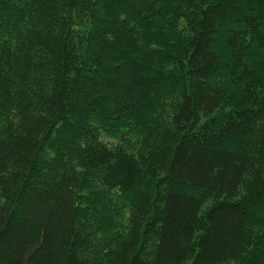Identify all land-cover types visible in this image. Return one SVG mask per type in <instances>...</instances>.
Masks as SVG:
<instances>
[{
    "label": "trees",
    "instance_id": "trees-1",
    "mask_svg": "<svg viewBox=\"0 0 264 264\" xmlns=\"http://www.w3.org/2000/svg\"><path fill=\"white\" fill-rule=\"evenodd\" d=\"M0 264H264V0H0Z\"/></svg>",
    "mask_w": 264,
    "mask_h": 264
},
{
    "label": "rangeland",
    "instance_id": "rangeland-1",
    "mask_svg": "<svg viewBox=\"0 0 264 264\" xmlns=\"http://www.w3.org/2000/svg\"><path fill=\"white\" fill-rule=\"evenodd\" d=\"M124 212H122V217L120 218V221H122V225L124 230L125 228H127V225H125L126 223H128L127 217L130 214L132 216V212H133V208L132 206L128 207V208H124L123 210ZM129 227V226H128Z\"/></svg>",
    "mask_w": 264,
    "mask_h": 264
}]
</instances>
